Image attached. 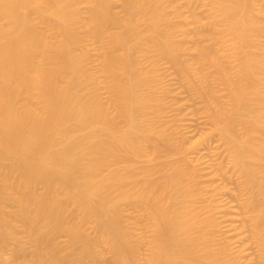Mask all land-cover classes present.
<instances>
[{
	"label": "bare ground",
	"instance_id": "1",
	"mask_svg": "<svg viewBox=\"0 0 264 264\" xmlns=\"http://www.w3.org/2000/svg\"><path fill=\"white\" fill-rule=\"evenodd\" d=\"M86 1L87 25L95 35L105 38L108 26L116 27L101 61L111 110L99 95V80L86 70L87 51H78L82 40L73 0H0V250L12 242L11 259L24 264H95L104 261L97 247L106 243L118 264H135L138 248L121 215L129 203L149 211L153 221V254L146 264H237L219 259L197 233L187 211L191 193L176 166L156 177L159 165L151 161L141 189L135 184L139 169L132 159L144 155L148 139L162 136L146 121L156 106L145 92L155 72L138 65L135 49L146 46V52L176 64L183 46L167 11L172 0H122L123 18L113 0ZM198 1H208L210 8L197 29L217 27L216 36L227 39L238 64L234 74L229 56L213 41L196 47L198 57L217 68L230 96L223 106L212 95L207 109L244 181L251 232L264 264V0L263 9L256 0ZM49 25L55 31H47ZM116 47L122 50L118 56ZM111 160L124 167L111 168ZM7 205L13 206L10 214ZM89 221L93 234L85 229ZM60 234L68 236V253L57 244ZM13 261L0 257V264Z\"/></svg>",
	"mask_w": 264,
	"mask_h": 264
},
{
	"label": "rangeland",
	"instance_id": "2",
	"mask_svg": "<svg viewBox=\"0 0 264 264\" xmlns=\"http://www.w3.org/2000/svg\"><path fill=\"white\" fill-rule=\"evenodd\" d=\"M73 2L79 14L82 40L78 51H87L86 70L99 80V95L110 108L112 96L106 86L108 79L101 72V61L107 51L106 48V50L103 49L104 46L110 45V39L109 42H105V40L109 38L110 32L115 31H112L111 28L116 29V27L108 26L109 31L108 29L104 31L109 32L105 38L95 35L87 25L90 5L86 0H73ZM113 2L114 12L123 18L127 11L126 5L122 0H113ZM189 3L190 1L186 0H172L167 9L176 26L174 36L183 46L177 62L175 61L176 64L174 61V64L171 63L170 59L157 55L154 51L146 52L148 50L146 46L135 49L138 65L146 71L155 72L156 79L145 92L151 96L152 103L156 106L148 110L146 121L149 127L162 135L156 141L148 139L149 143H147L144 155L132 159L131 163L139 169V176L135 184L138 182L140 183L138 187L140 185L142 187L145 178L143 172L151 165V161L159 165L155 172L156 177L170 173L176 166L184 173L183 179L191 193L187 211L194 216L197 233L206 236L207 247L226 263L235 261L237 264L240 262L260 264L258 248L251 232L249 209L245 206L248 194L244 181L232 163L227 144L221 139L219 132L213 128V121L207 109V104H211L215 100L213 96H216L218 102L220 101L219 103L223 106L230 104V96L217 74V68L211 66L207 61L201 60L196 47L201 42L210 43L213 41L220 52L229 56V66L234 74L238 69V64L236 59L231 56L227 39L216 36L219 32L217 27H209V25L204 28L200 27L201 30L197 29V24L207 17L210 8L209 2L195 0L194 3ZM254 4L263 9L260 0H256ZM142 25L143 23H141ZM168 27L166 26V28ZM45 28L49 32L55 31L53 30L55 29L54 25L45 26ZM166 28L164 25L165 31ZM101 37L102 39H100ZM261 42L264 44V36L261 38ZM117 47L114 50L115 54L123 50V47H118L122 49L121 51ZM205 87H210L212 91ZM205 89L213 94L209 96L206 93H200V91L205 92ZM204 94L206 95L204 96ZM120 123L122 128L127 127L125 120H121ZM238 132L242 135L244 129L238 127ZM113 161L111 160L112 163L109 165L112 166L111 168L124 167L123 161ZM173 165L174 168H172ZM1 166L0 163V168ZM227 204L232 208L229 206L228 209ZM12 210L13 206L7 205L6 211L9 214L12 213ZM121 215L124 224L132 231L138 248L132 256L133 261H137L135 264H146L153 254L154 247V226L150 212L136 204L124 203ZM78 217L79 215L76 214L75 218ZM16 224L19 235L25 236L22 223L16 222ZM94 227V223L90 221L85 224L88 233L93 234ZM68 242L66 234H60L57 238V244H60L59 247L61 246L65 253L69 252ZM13 246L12 242L2 246L1 259L13 261L11 259ZM30 252L29 250L25 255L29 259ZM97 253L103 255L105 259L104 261L97 260L95 264H118L106 243L98 245ZM12 264L24 263L16 260ZM68 264H74V260L69 259Z\"/></svg>",
	"mask_w": 264,
	"mask_h": 264
}]
</instances>
